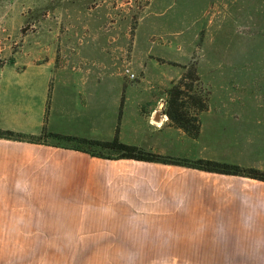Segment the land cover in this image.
<instances>
[{
	"label": "crops",
	"instance_id": "0c3cea01",
	"mask_svg": "<svg viewBox=\"0 0 264 264\" xmlns=\"http://www.w3.org/2000/svg\"><path fill=\"white\" fill-rule=\"evenodd\" d=\"M59 81L69 87L54 93L82 94L79 80ZM51 83L0 65V129L37 135L47 119L54 133L264 170V128H200L192 137L137 127L143 117L125 111L103 127V102L133 94L99 89L58 117L47 109ZM150 99L166 109L168 95ZM71 148L0 139V264H264L263 181Z\"/></svg>",
	"mask_w": 264,
	"mask_h": 264
},
{
	"label": "rangeland",
	"instance_id": "374dc122",
	"mask_svg": "<svg viewBox=\"0 0 264 264\" xmlns=\"http://www.w3.org/2000/svg\"><path fill=\"white\" fill-rule=\"evenodd\" d=\"M0 65L50 80V96L69 87L59 80H79L82 94L50 97L58 117L101 89L134 95L103 102V127L125 111L143 117L137 127L176 128L152 119L150 99L176 87L189 128H264V0H0ZM190 97L208 98L207 109Z\"/></svg>",
	"mask_w": 264,
	"mask_h": 264
},
{
	"label": "trees",
	"instance_id": "16d2710c",
	"mask_svg": "<svg viewBox=\"0 0 264 264\" xmlns=\"http://www.w3.org/2000/svg\"><path fill=\"white\" fill-rule=\"evenodd\" d=\"M181 92L178 88L173 87L168 91V104L164 114L168 117L172 127L180 128L192 137L199 136L200 128H189V120L185 118V113L182 111L183 98L180 97ZM189 102L200 106L201 111L207 109L208 98H191ZM44 130L40 136L24 134L13 130L0 129V139H7L13 141H25L31 143H47V139H52L53 143L66 145L72 147L73 150L82 151L92 156L106 159H131L136 161L161 163L166 165L183 166L187 168L197 169L201 171L228 174L247 177L264 182V170L256 168H245L239 165L222 163L208 159L191 160L188 158L165 156L153 151L146 150L135 145H128L122 143L117 138L113 141L104 142L93 140L89 138H82L76 136H68L60 133L46 132ZM94 149H101L108 151L109 154H102L93 151Z\"/></svg>",
	"mask_w": 264,
	"mask_h": 264
},
{
	"label": "water",
	"instance_id": "95a60500",
	"mask_svg": "<svg viewBox=\"0 0 264 264\" xmlns=\"http://www.w3.org/2000/svg\"><path fill=\"white\" fill-rule=\"evenodd\" d=\"M163 107H164V103H161V105L159 106V110L154 115L155 119L158 118L160 120L162 118V116H163V114H162Z\"/></svg>",
	"mask_w": 264,
	"mask_h": 264
}]
</instances>
